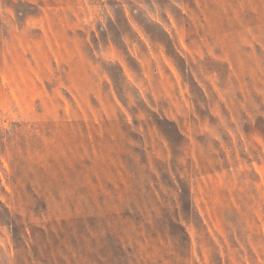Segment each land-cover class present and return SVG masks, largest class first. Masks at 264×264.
Listing matches in <instances>:
<instances>
[{
  "label": "rangeland",
  "instance_id": "obj_1",
  "mask_svg": "<svg viewBox=\"0 0 264 264\" xmlns=\"http://www.w3.org/2000/svg\"><path fill=\"white\" fill-rule=\"evenodd\" d=\"M0 264H264V0H0Z\"/></svg>",
  "mask_w": 264,
  "mask_h": 264
}]
</instances>
